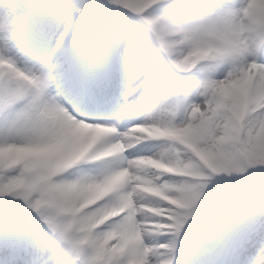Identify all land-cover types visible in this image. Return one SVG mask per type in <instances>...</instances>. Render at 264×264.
<instances>
[{"label": "clouds", "instance_id": "9594fccd", "mask_svg": "<svg viewBox=\"0 0 264 264\" xmlns=\"http://www.w3.org/2000/svg\"><path fill=\"white\" fill-rule=\"evenodd\" d=\"M156 2L121 0L146 37L121 70L157 87L130 120V103L66 99L56 63L42 75L23 48L31 19L0 0V82L15 89L0 87V197L23 203L62 264H180L208 179L264 166V0L145 10ZM246 239L245 264H264V214Z\"/></svg>", "mask_w": 264, "mask_h": 264}, {"label": "rangeland", "instance_id": "374dc122", "mask_svg": "<svg viewBox=\"0 0 264 264\" xmlns=\"http://www.w3.org/2000/svg\"><path fill=\"white\" fill-rule=\"evenodd\" d=\"M47 1L49 2L56 0H47ZM78 2L83 8L81 14H76L73 11V9L70 7L66 11V15H68V17H70L72 21L69 30H71L70 32L73 31L76 32L70 34V39L68 36L67 42L63 46L64 49L61 48L58 50L60 54L57 53L58 54L57 55L56 52L55 53L52 52V48L54 47V41L57 34H53V37H46L44 35H40L35 30L33 23L30 25L29 30L24 38L23 48L34 57H49L50 61L56 63L57 65L56 74L61 73L63 77L65 76L64 78L66 81L70 79L69 76L70 74L68 73H70L71 71V68L74 64L73 63L74 60L77 59V56H80V54L83 52L81 51L82 48L84 49L85 47H89V46L91 47L96 46L100 48L103 46L107 48L109 51H112L115 48H117L118 52H120L122 55V56L120 54L117 55V57H119L117 66L118 69L120 70L118 72L119 77L117 79L118 90L119 88L121 91L124 89L125 92V86L123 87L121 83V81L125 79L132 84V87L135 88L136 85L140 83L141 79H143V76L122 72L121 66L125 59V56L123 55V48L117 47L115 45L112 38L108 35V31L111 23L118 25L123 29L143 38L145 36V32L142 23L137 18H135V14L129 13L127 10L123 8L107 6L106 0H78ZM41 3L45 5L47 2L46 0H41ZM177 3L182 7L183 0H177ZM56 4L59 5L57 1ZM154 8L156 11L163 12L159 4L154 6ZM110 9L113 11H111ZM97 18H99V20H97ZM55 28L56 26L52 27L53 30H55ZM60 55L66 56L67 62L58 65L56 60ZM69 59H71L72 61L70 62ZM79 75H80L79 78L80 82L78 83L80 85L84 84V86L86 87L88 85V81L90 80V77L88 78L87 76H85V74L82 73V71L78 73V76ZM68 76L69 78L66 79V77ZM76 86L77 85H75L73 81L69 80V84L67 85L68 88L74 89L76 88ZM94 90L96 91L97 88H95ZM124 92H122L121 94L122 96ZM138 92L139 94L142 95L140 91ZM153 93L155 97L157 93L156 86L151 91V94ZM125 102L126 101H124V99L123 101H120L121 104L120 106H122ZM143 105L146 106L145 104ZM142 111H144L143 107L141 111L138 112L137 115H139ZM149 150L150 148L147 145L144 146L142 149V151L145 152ZM259 168L264 169V166L256 165V167L252 166L245 173H234L231 175L218 174L208 179L205 189L201 197L197 201V204L195 205L192 217L190 218L186 231L183 234V240L179 247V260H181V262L186 259L188 264H198L194 262L195 259L191 254L188 253H187L188 255L184 254V251L186 249L188 251V247L183 244V241L185 239L184 236H186L187 238H193L195 234L198 233L200 224L207 221V219H209L212 214H216L220 212V210L222 209L223 210L222 216H226L227 219L230 218L231 220V218L236 219L234 217L235 214L242 215V222L240 225L238 223L235 225L234 223L229 224L230 232L227 233L226 240H224V238L226 237L225 234L216 233L214 237V242H216V244L220 249L222 248L224 250L217 251L216 253L213 252L214 251L213 248L212 251L210 250L209 253L206 250L205 253L203 254V260L208 264L210 263L245 264V260L247 256L250 255L252 252H254L255 249L251 247L248 243L241 244L240 241L242 240V238L246 237L247 233L253 227L254 223L252 222H254L256 219L255 214L252 213L253 206L255 204L256 207L264 206V186L260 188H253L249 186L246 187L244 181L249 175L251 176L257 175L258 171L256 169ZM258 189H261L262 191ZM252 203L253 206L251 205ZM257 210H261V208H258ZM13 211L16 212L18 211L20 216L27 215L28 218H32L26 211L25 207L23 206V203L19 201L17 198L0 197V222H1L0 227L2 228L1 230H11L12 225L9 224L8 219L10 218V215L13 214ZM252 217L254 219L251 222L250 220ZM227 222L229 221L227 220ZM3 223L4 226H1L3 225ZM20 227H22V225ZM196 231L197 233H195ZM192 233H193L192 236L189 235ZM220 235H222V237ZM205 238H207V235L203 236L202 239H200V243L204 242ZM236 245L239 247V249H236L237 247ZM244 248L248 249L249 252L242 253Z\"/></svg>", "mask_w": 264, "mask_h": 264}, {"label": "bare ground", "instance_id": "6f19581e", "mask_svg": "<svg viewBox=\"0 0 264 264\" xmlns=\"http://www.w3.org/2000/svg\"><path fill=\"white\" fill-rule=\"evenodd\" d=\"M25 2L30 3L32 5H34L36 2L35 10L30 11L28 17L31 19L33 26H34V28L38 34L44 35L46 37H53V34H58V31L62 32V31L66 30V31H68L69 36H70L71 30H69V29L71 27L72 21H71V18L68 17V15H66V11L68 10L69 7H66V6L63 7V6H60L57 4L54 5L53 3H51V4L46 3L45 5H43V3H41V0H25ZM46 2H48V1L46 0ZM33 12H35V13H33ZM97 20H99V18H97ZM53 26H56L55 30L52 29ZM68 41H71V40H68ZM57 53L60 54V52L56 51V54ZM62 55H60L58 57V59L56 60L58 65H61L62 63L67 62L66 56H62ZM69 61L71 62L72 60L69 59ZM76 70H77V67H73V68H71V71L69 73L70 74L69 80L73 81V83H75L76 80L79 78ZM113 72H114V68H113ZM110 77H113V75H111ZM69 80L66 81L65 78L62 76V74L56 75V85H57L58 89L61 90L65 94V98L70 99L74 104H79L80 102H74V98L77 97V94L74 91L75 88L70 89L67 87V85L69 84ZM133 88L134 87H132L131 83L125 85V92H124L122 97H123L124 101H126L125 103H130L131 109H137L139 107V103L137 102V94H136L137 92L133 96H125V93L129 92V90L133 89ZM140 100H141V102L146 103L145 96L142 97V95H141ZM253 207L254 208H261V210L255 211L253 213V214H255V218L261 214H264V206L256 207V204H255ZM17 219H13V222H16L15 224L20 222ZM253 219L254 218L252 217L250 221L252 222ZM252 223H254V222H252ZM26 231H27V233H26L27 239L24 240L25 244L23 245V248L21 247V258L25 259V254H26L28 257L29 264H56L57 256H56L55 250H54L53 246L50 244V242L45 237L40 236L39 238H34L38 242H30L29 243L32 234L35 235V233H32L31 230L27 229V227H26ZM18 242L21 243L20 241H18ZM45 248H47L48 250L45 251L44 250ZM244 252L247 253L249 251H248V249L244 248L242 253H244ZM38 256L40 257V259H37ZM244 258H245V256H244ZM237 262H238V260H237ZM184 264H186V263L184 262Z\"/></svg>", "mask_w": 264, "mask_h": 264}, {"label": "snow or ice", "instance_id": "6c2138e0", "mask_svg": "<svg viewBox=\"0 0 264 264\" xmlns=\"http://www.w3.org/2000/svg\"><path fill=\"white\" fill-rule=\"evenodd\" d=\"M157 4L160 5L163 12L170 13V14H176L179 13L182 10V7L177 3V0H157L156 4L153 5H146L145 10L149 8H154ZM107 6H113L117 8H123V5L121 3V0H106ZM35 5H32L30 3H26L25 0H13V5L11 8V11H13L18 16H28L30 11L35 10ZM124 9V8H123ZM126 10V9H125ZM139 15H143V12H140ZM149 24H154L155 21L149 20ZM18 28L13 27L11 30L12 38H14L17 34ZM108 35L112 38L113 42L117 47L123 48V55L125 58H128L129 66L132 65L135 61V57H129V53L133 51V49L138 45L139 41L142 39H146L144 36L143 38L123 29L122 27L111 24L109 26ZM69 33L68 31H62L59 32L55 38L54 41V47L52 48V52L55 53L59 49H61L65 43L67 42ZM49 57H44L40 60L39 68L42 75L46 74L49 70ZM146 81L140 82L136 85L135 88L130 89L129 92L125 93V96H133L136 92H138L141 88L145 86ZM0 87H4L7 89V92L9 95L14 94L15 89L12 87V81L11 78L6 83L0 82ZM74 102H80L78 97L74 98ZM241 244H247L248 241L245 238H242L240 241ZM45 251L48 249L45 248ZM56 264H62L60 259L56 258Z\"/></svg>", "mask_w": 264, "mask_h": 264}]
</instances>
